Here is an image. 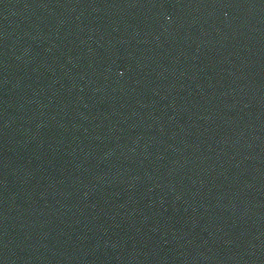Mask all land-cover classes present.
I'll return each instance as SVG.
<instances>
[{
    "label": "water",
    "instance_id": "obj_1",
    "mask_svg": "<svg viewBox=\"0 0 264 264\" xmlns=\"http://www.w3.org/2000/svg\"><path fill=\"white\" fill-rule=\"evenodd\" d=\"M0 264H264V0H0Z\"/></svg>",
    "mask_w": 264,
    "mask_h": 264
}]
</instances>
